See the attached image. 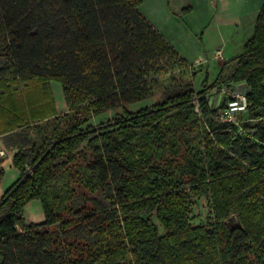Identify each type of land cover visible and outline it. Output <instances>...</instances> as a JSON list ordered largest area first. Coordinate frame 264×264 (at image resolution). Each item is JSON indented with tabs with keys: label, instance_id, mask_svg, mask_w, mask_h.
I'll return each mask as SVG.
<instances>
[{
	"label": "trees",
	"instance_id": "1",
	"mask_svg": "<svg viewBox=\"0 0 264 264\" xmlns=\"http://www.w3.org/2000/svg\"><path fill=\"white\" fill-rule=\"evenodd\" d=\"M141 1L0 0V137L17 146L19 172L0 195V264H264V3L241 52L195 91L196 72ZM162 57L176 69L162 70ZM52 80L62 86V112ZM242 81L247 119L222 121L226 98L210 105L206 94ZM155 94L160 101L128 108ZM194 98L202 150L185 148L193 171L178 175L162 120ZM108 110L115 127H95ZM16 131L35 136L16 140ZM77 160L98 182L70 190L57 210L62 200L49 185ZM200 196L213 222L192 225L188 202ZM31 199L43 220L25 221ZM232 214L237 222L228 224Z\"/></svg>",
	"mask_w": 264,
	"mask_h": 264
},
{
	"label": "rangeland",
	"instance_id": "2",
	"mask_svg": "<svg viewBox=\"0 0 264 264\" xmlns=\"http://www.w3.org/2000/svg\"><path fill=\"white\" fill-rule=\"evenodd\" d=\"M151 0H144L143 3L139 5L140 12L145 16L151 15L149 7L152 6V9L155 11L158 10V6L160 1L159 0H153L156 1V4H153L150 2ZM164 1V0H163ZM159 11V10H158ZM145 13V14H144ZM148 13V14H147ZM153 13V12H152ZM150 17V16H147ZM181 23L183 21V18L181 17L178 19ZM252 27L250 28L251 33ZM209 38V44L210 43H217L218 39L220 38L219 34L216 32L212 33ZM197 36V39L199 40L200 37ZM239 41H242L241 38H233L232 42L228 43L225 48V55L227 57H233L237 53H240L243 47L242 45H239ZM237 45V46H236ZM182 53L185 51L180 50ZM206 51L208 53L211 52V49H207ZM186 53V52H185ZM199 63H195L197 60L200 61ZM158 65L161 66L162 70H172L176 69V65L172 63V61L166 59L165 57H162L158 60ZM189 64H194L190 68V70L195 71L194 75V89L195 91H198L201 89L204 85L212 83L219 70V61L214 59H208L206 57L203 58H197L196 60H193V62L187 61ZM155 74L153 71L150 72L149 75ZM51 86L53 90V96L55 100L56 107L59 112H62L67 109V106L65 105V99L64 94L62 91L61 83L52 80ZM223 87H227L225 84H219L215 86L213 89L209 90L206 94L207 97H212V99H216L219 92H221V89ZM161 100L160 94H155L151 98H148L142 102H139L134 105H129L128 108L130 109H138L141 106L152 104L156 101ZM192 106L186 105L180 109H173L169 115L162 120L163 127L165 129H171L173 132L172 135L168 139V151H167V157L169 156H176L179 161L180 165L177 168V174H191L193 169L187 164L188 160L187 157L184 156L185 148H194L197 150H202L201 140H202V134L205 132V125L201 119V114L198 111L197 101L196 98L192 100ZM240 118L246 119L248 114L247 112L239 114ZM117 114L115 110H108L104 114L94 117L91 120V123L94 124V126H98L100 123H105L107 126H110V128H113V124L116 121ZM99 128V127H98ZM14 138L16 140H21L24 138H29L32 140V138L35 136L34 132H29L25 135H19V131H16L14 133ZM114 134V133H113ZM21 142V141H20ZM17 148L16 145L8 147L5 151V155L3 158V173L0 177V195L3 193V191L19 176L18 170L10 163L8 164V156L9 153L12 150H15ZM88 154H90V151H86ZM93 155L91 154L90 158ZM175 163V159L172 160ZM195 170V169H194ZM98 182V172L95 169H92L88 167L85 161L83 160H77L76 163L73 165V167H70L69 169L62 170L59 176L54 179L50 185V190L58 194L59 197L62 200V203L60 206H57L56 209H61L62 205L66 203L67 196L70 190L76 189L78 187L80 188H95L96 183ZM187 215L189 222L192 225L196 224H207L209 222H213V215L210 208L209 199L207 196H200V197H193L188 202V209H187ZM23 216L26 222H38L44 219V211L42 204L39 199H31L28 201L23 209ZM225 221L228 224H233L237 222V216L236 214H232L228 216ZM160 232H162V229L160 228Z\"/></svg>",
	"mask_w": 264,
	"mask_h": 264
},
{
	"label": "crops",
	"instance_id": "3",
	"mask_svg": "<svg viewBox=\"0 0 264 264\" xmlns=\"http://www.w3.org/2000/svg\"><path fill=\"white\" fill-rule=\"evenodd\" d=\"M159 1V11H155L150 6L151 15L144 13L145 17L171 44L177 54L190 62H193L197 58L206 57L218 60L219 64L225 59L230 58L225 55V48L228 43L232 42L233 38L240 37L242 41L238 43L242 45L250 36V28L252 27L253 29L256 15L260 6L264 3V0ZM150 2L156 4V1L151 0ZM181 17L183 21L180 23L178 19ZM216 31L220 38L217 43L209 44V37ZM199 32L201 36L198 40L197 36ZM206 46L207 49H211L210 53L206 51ZM219 48H222V57L214 58V51ZM180 50L186 53H182ZM7 148L0 137V149L7 150ZM14 151L12 150L9 153V165Z\"/></svg>",
	"mask_w": 264,
	"mask_h": 264
},
{
	"label": "built area",
	"instance_id": "4",
	"mask_svg": "<svg viewBox=\"0 0 264 264\" xmlns=\"http://www.w3.org/2000/svg\"><path fill=\"white\" fill-rule=\"evenodd\" d=\"M214 58L222 57V48L216 49L213 54ZM200 61H196L195 63H199ZM194 64H187V68H191ZM227 87H223L221 92L218 93L216 99H212V97H208V103L211 105L213 101L217 105L222 97L226 98V106L221 111L219 118L222 121H228L235 124H239L242 120L240 118L241 113H246L248 110V106L250 102L246 97V87H244V82H238L234 85H226ZM247 119V118H246ZM242 129L239 126L238 132H241ZM5 155V151L0 149V157Z\"/></svg>",
	"mask_w": 264,
	"mask_h": 264
}]
</instances>
